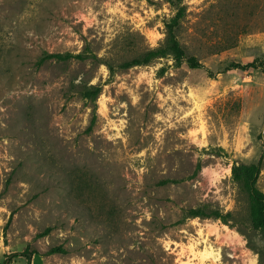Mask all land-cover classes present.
Masks as SVG:
<instances>
[{
    "label": "rangeland",
    "instance_id": "rangeland-1",
    "mask_svg": "<svg viewBox=\"0 0 264 264\" xmlns=\"http://www.w3.org/2000/svg\"><path fill=\"white\" fill-rule=\"evenodd\" d=\"M183 4L200 68L120 67L165 43L168 0H0V264H264L232 176L261 159L264 191V66H233L264 62V0Z\"/></svg>",
    "mask_w": 264,
    "mask_h": 264
},
{
    "label": "trees",
    "instance_id": "trees-1",
    "mask_svg": "<svg viewBox=\"0 0 264 264\" xmlns=\"http://www.w3.org/2000/svg\"><path fill=\"white\" fill-rule=\"evenodd\" d=\"M171 4L177 6L175 15L167 22V39L165 43L157 48L148 50L143 55L132 58L121 63L120 67L130 68L133 66L148 64L160 57L173 56L178 63H187L192 68H200L203 64L194 55H189L182 45L177 30L181 20L186 14V8L183 4V0H168ZM88 57L97 58L96 55L90 53H47L45 58H53L58 60H71V59H86ZM234 67H240L243 70L249 68L263 67L264 62L258 64V61H253L242 65L241 63H233ZM100 87L96 86L92 89L87 90L84 95L96 104L97 98L100 93ZM96 114L93 117L92 123L96 120ZM262 170V160L252 163H240L234 164L232 167L233 179L240 182L244 190L249 196L250 204V219L254 229H257L264 237V191L258 186V180ZM188 216L191 217H215L228 222L231 213H223L220 210H211L207 212L204 207L190 208L188 209ZM27 253L28 252H24Z\"/></svg>",
    "mask_w": 264,
    "mask_h": 264
}]
</instances>
